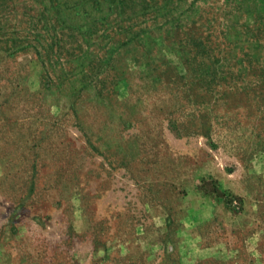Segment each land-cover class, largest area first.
Instances as JSON below:
<instances>
[{
	"label": "rangeland",
	"instance_id": "rangeland-1",
	"mask_svg": "<svg viewBox=\"0 0 264 264\" xmlns=\"http://www.w3.org/2000/svg\"><path fill=\"white\" fill-rule=\"evenodd\" d=\"M0 264H264V0H0Z\"/></svg>",
	"mask_w": 264,
	"mask_h": 264
}]
</instances>
